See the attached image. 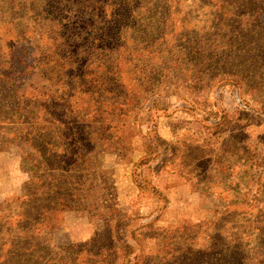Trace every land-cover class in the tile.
Instances as JSON below:
<instances>
[{"label": "rangeland", "instance_id": "374dc122", "mask_svg": "<svg viewBox=\"0 0 264 264\" xmlns=\"http://www.w3.org/2000/svg\"><path fill=\"white\" fill-rule=\"evenodd\" d=\"M38 31L83 48L80 64L132 36H161L163 58L130 117L146 139L96 157L91 196L58 215L26 264H264V0H0V73ZM1 85L0 134L15 141L22 112ZM27 179L12 142L0 203L13 214Z\"/></svg>", "mask_w": 264, "mask_h": 264}, {"label": "trees", "instance_id": "16d2710c", "mask_svg": "<svg viewBox=\"0 0 264 264\" xmlns=\"http://www.w3.org/2000/svg\"><path fill=\"white\" fill-rule=\"evenodd\" d=\"M38 34L9 53V66L0 73L1 86L22 112L14 138L28 174L23 194L14 197L18 212H11V203H0V264H26L48 243L38 240L41 233L61 226L58 215L86 203L96 186L94 180L87 186L88 171L100 168L96 157L102 151L120 155L133 149L135 136L146 139L148 133H137L130 117L153 79L154 59L163 58V46L155 45L161 36L144 42L132 36L125 39L132 47L103 41L80 64L83 48L69 51L53 35L42 42L46 33ZM228 119L224 113L222 122ZM76 127L80 139L71 142L66 134ZM15 141L0 134V150ZM133 249L129 245L128 253Z\"/></svg>", "mask_w": 264, "mask_h": 264}]
</instances>
